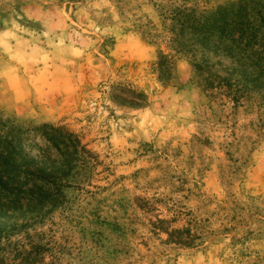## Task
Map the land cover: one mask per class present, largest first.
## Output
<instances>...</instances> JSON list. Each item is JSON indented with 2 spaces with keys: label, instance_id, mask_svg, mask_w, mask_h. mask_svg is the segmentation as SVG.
Segmentation results:
<instances>
[{
  "label": "rangeland",
  "instance_id": "374dc122",
  "mask_svg": "<svg viewBox=\"0 0 264 264\" xmlns=\"http://www.w3.org/2000/svg\"><path fill=\"white\" fill-rule=\"evenodd\" d=\"M231 1L0 0V113L91 153L62 206L0 235V264H264V104L232 102L222 56L196 79L170 34L183 5Z\"/></svg>",
  "mask_w": 264,
  "mask_h": 264
},
{
  "label": "trees",
  "instance_id": "16d2710c",
  "mask_svg": "<svg viewBox=\"0 0 264 264\" xmlns=\"http://www.w3.org/2000/svg\"><path fill=\"white\" fill-rule=\"evenodd\" d=\"M170 16L175 51L188 57L196 79L208 72L210 55L222 56V88L232 102L264 104V0L231 1L212 12L183 5ZM156 67L166 83L174 78L176 60L160 50ZM90 154L64 126L32 132L0 113V235L16 232L17 219L37 220L62 206L65 189Z\"/></svg>",
  "mask_w": 264,
  "mask_h": 264
}]
</instances>
